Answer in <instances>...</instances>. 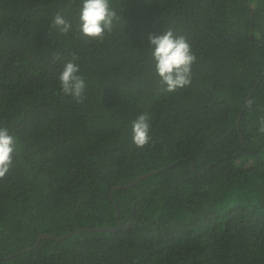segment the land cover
<instances>
[{
	"label": "trees",
	"instance_id": "trees-1",
	"mask_svg": "<svg viewBox=\"0 0 264 264\" xmlns=\"http://www.w3.org/2000/svg\"><path fill=\"white\" fill-rule=\"evenodd\" d=\"M78 3L0 0V124L17 140L0 264H264V0H113L121 22L103 43L76 31ZM167 27L198 62L166 94L148 35ZM71 52L82 103L58 85Z\"/></svg>",
	"mask_w": 264,
	"mask_h": 264
},
{
	"label": "clouds",
	"instance_id": "clouds-1",
	"mask_svg": "<svg viewBox=\"0 0 264 264\" xmlns=\"http://www.w3.org/2000/svg\"><path fill=\"white\" fill-rule=\"evenodd\" d=\"M76 9L75 29L85 43H103L121 22L113 0H79ZM50 25L59 36H67L73 30L72 21L63 11L52 15ZM148 40L151 45L149 60L160 90L167 94L190 87L193 66L198 58L188 37L167 27L160 34L150 33ZM69 56L70 59L57 58L62 61V68L57 73L59 89L76 103H82L86 99V78L77 63L78 54L71 52ZM149 130L148 114L140 113L131 121L132 143L138 148L149 144ZM259 131L264 133V117L261 118ZM16 147L15 135L6 124H0V179L5 178L13 167Z\"/></svg>",
	"mask_w": 264,
	"mask_h": 264
},
{
	"label": "water",
	"instance_id": "water-1",
	"mask_svg": "<svg viewBox=\"0 0 264 264\" xmlns=\"http://www.w3.org/2000/svg\"><path fill=\"white\" fill-rule=\"evenodd\" d=\"M116 213H117V217L119 216V213H118V210L116 209ZM118 226H120V223H119V225Z\"/></svg>",
	"mask_w": 264,
	"mask_h": 264
}]
</instances>
